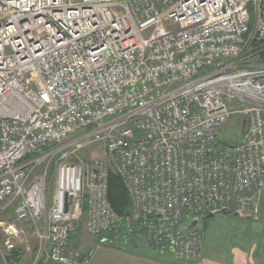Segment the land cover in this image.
I'll return each mask as SVG.
<instances>
[{
  "label": "built area",
  "instance_id": "built-area-1",
  "mask_svg": "<svg viewBox=\"0 0 264 264\" xmlns=\"http://www.w3.org/2000/svg\"><path fill=\"white\" fill-rule=\"evenodd\" d=\"M260 47L264 0H0V214L8 245L20 224L35 239L17 264H70L81 230L191 264L203 241L186 221L255 215ZM235 117L243 140L223 145ZM91 146L101 156L83 159Z\"/></svg>",
  "mask_w": 264,
  "mask_h": 264
},
{
  "label": "rangeland",
  "instance_id": "rangeland-1",
  "mask_svg": "<svg viewBox=\"0 0 264 264\" xmlns=\"http://www.w3.org/2000/svg\"><path fill=\"white\" fill-rule=\"evenodd\" d=\"M248 63L252 66L260 64L258 59ZM240 120L235 117L227 122L220 134L223 140L231 143L243 140L247 127ZM98 156L101 152L95 146L81 154L85 160ZM51 194L49 177L48 196ZM254 208L257 220L243 222L233 217H215L200 222L193 230L202 237V252L191 264H264V188L256 196ZM11 218L9 214H0V264L27 260L35 246L32 230L27 224L17 225L21 234L8 245L3 225L10 224ZM69 250L75 258L71 257L70 264H178L171 256H155L141 243L124 242L114 236L91 237L84 230L73 237Z\"/></svg>",
  "mask_w": 264,
  "mask_h": 264
},
{
  "label": "trees",
  "instance_id": "trees-1",
  "mask_svg": "<svg viewBox=\"0 0 264 264\" xmlns=\"http://www.w3.org/2000/svg\"><path fill=\"white\" fill-rule=\"evenodd\" d=\"M259 49H261V47ZM256 59H258L260 64L264 63V48H262L258 52ZM240 121L242 122V120H240ZM221 143L223 145H236V144L241 143V141L231 143L229 141L223 140L221 137ZM108 199H109L113 209L118 213L123 212L124 210H126L129 207V198H128V195L126 193L125 187H124L122 181L114 174H110L109 178H108ZM106 236H109V235L105 234L104 237H106ZM72 240H73V238H72Z\"/></svg>",
  "mask_w": 264,
  "mask_h": 264
},
{
  "label": "water",
  "instance_id": "water-1",
  "mask_svg": "<svg viewBox=\"0 0 264 264\" xmlns=\"http://www.w3.org/2000/svg\"><path fill=\"white\" fill-rule=\"evenodd\" d=\"M215 217H223V218L233 217V218L239 219L243 222H247V221H251V220H257V217L255 215L242 217L237 212L230 211L227 209H222V210L211 212L207 216H205L201 219H194V220L190 221L188 225L181 227V231L192 230L195 227H197L200 224V222L203 223V222L208 221L210 219H213Z\"/></svg>",
  "mask_w": 264,
  "mask_h": 264
},
{
  "label": "crops",
  "instance_id": "crops-1",
  "mask_svg": "<svg viewBox=\"0 0 264 264\" xmlns=\"http://www.w3.org/2000/svg\"><path fill=\"white\" fill-rule=\"evenodd\" d=\"M236 260V259H235ZM237 264V263H236Z\"/></svg>",
  "mask_w": 264,
  "mask_h": 264
}]
</instances>
